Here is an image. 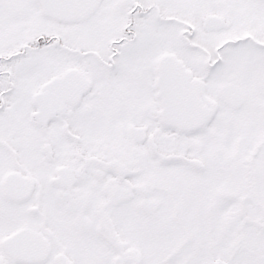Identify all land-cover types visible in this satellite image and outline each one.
Here are the masks:
<instances>
[{
    "label": "snow or ice",
    "instance_id": "snow-or-ice-1",
    "mask_svg": "<svg viewBox=\"0 0 264 264\" xmlns=\"http://www.w3.org/2000/svg\"><path fill=\"white\" fill-rule=\"evenodd\" d=\"M0 264H264V0H0Z\"/></svg>",
    "mask_w": 264,
    "mask_h": 264
}]
</instances>
